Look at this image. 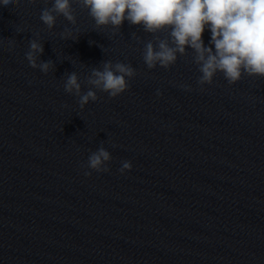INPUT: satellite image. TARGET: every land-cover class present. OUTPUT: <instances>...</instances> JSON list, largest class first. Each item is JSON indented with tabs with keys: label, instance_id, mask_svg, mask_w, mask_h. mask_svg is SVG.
<instances>
[{
	"label": "clouds",
	"instance_id": "1",
	"mask_svg": "<svg viewBox=\"0 0 264 264\" xmlns=\"http://www.w3.org/2000/svg\"><path fill=\"white\" fill-rule=\"evenodd\" d=\"M94 21L97 29L111 26L118 30L124 21L142 26L145 32L156 34L169 29L172 45L160 40L154 46L146 44L143 60L149 69L159 65L168 69L179 55L191 48L199 65L201 85L213 82L217 72L223 73L230 84L239 81L244 73L264 77V0H79ZM18 0H0V5H16ZM48 3V0H45ZM58 16L76 24L72 0H51L50 7L42 8L40 21L49 30L53 29ZM210 33L209 44L204 43V33ZM62 38H73L66 29ZM43 45L36 39L29 41L26 59L32 68L47 73L51 61L37 64V54L43 53ZM136 75L130 64L111 61L103 63V70L93 68L88 83L115 98L128 88V79ZM64 90L79 97L81 109L96 101L97 94L88 90L81 94V84L75 72L68 74ZM111 155L103 147L88 158V167L97 172L108 171L106 162ZM129 161L122 162L120 171L131 170ZM85 175H90L86 172Z\"/></svg>",
	"mask_w": 264,
	"mask_h": 264
}]
</instances>
